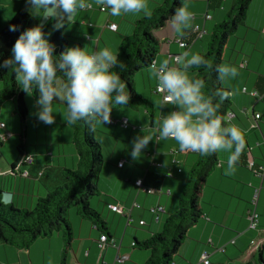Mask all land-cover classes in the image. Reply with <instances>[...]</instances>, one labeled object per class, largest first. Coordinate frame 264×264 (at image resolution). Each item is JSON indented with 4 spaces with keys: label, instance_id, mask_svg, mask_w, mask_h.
Returning <instances> with one entry per match:
<instances>
[{
    "label": "crops",
    "instance_id": "0c3cea01",
    "mask_svg": "<svg viewBox=\"0 0 264 264\" xmlns=\"http://www.w3.org/2000/svg\"><path fill=\"white\" fill-rule=\"evenodd\" d=\"M218 1L220 7L215 10L208 8L206 0L185 1L184 4L192 13L190 26L183 36L175 34L171 21L155 31L161 49L154 64L158 66L167 61L170 67H179L175 64V57L179 58L184 53L187 56L205 54L209 34L226 20L233 5V0ZM86 2L93 9L77 11L68 21L67 33L79 39L82 48L86 47L89 53L106 47L116 54L121 38L133 33V24L144 15L152 13L164 0H146L147 14H124L119 17L111 16L108 9L106 12L99 11L102 6L99 0ZM207 16L210 18L207 19ZM49 20L52 19L42 22L46 24ZM111 24L117 26L115 31L109 29ZM197 27L207 34L200 36L195 31ZM179 41L187 46L180 47ZM221 65L237 70L235 77L221 79V87L230 92L232 112L235 114L231 126L238 127L246 135L249 148L247 160H251L254 166L250 169L248 163H236L234 170L228 173L226 169L230 153L218 152L219 164L208 177L207 187L203 191V215L189 229L186 241L173 257V264H202L200 257L203 251L209 253L210 264H245L241 262V257L247 252L257 232L249 229L248 221V214L254 208L251 201L256 189L260 190L256 205L258 229L264 232V0H253L249 5L245 26L239 27L229 39ZM188 74L190 78L195 75L190 69ZM134 82L137 93L150 103V107L122 108L112 112L111 116L115 119L128 120L129 127L126 129L100 121L95 124L94 139L100 146L104 165L97 182L99 197L93 199L90 206L100 215L112 241L101 250L99 240L103 234L99 228L73 213L69 218L73 241L67 253H63L62 236L59 233L50 239L36 241L26 251L16 252L11 247H1L0 263L145 264L149 259V252L133 248V243L161 233L165 218L178 211L183 180L196 162L197 155L191 151L181 152L172 139L160 140L157 137L160 121L175 105L165 103L156 92L157 81L152 68L137 74ZM36 99H32V105L25 100L28 112L29 109L33 110L35 122L31 126L26 121L22 152L18 151L17 155L5 153L6 144H13L15 139L11 133L13 130L9 131L11 135L7 132L8 125H4V130L9 138L0 144L3 146L1 152L4 157L0 158V192L3 193V202L5 194H9L11 200L7 204L29 210L38 198L46 195L48 188L56 184L59 175L57 168L75 169L77 164L71 143L72 132L66 124L67 110L62 107L63 103L53 102L55 122L46 125L36 119ZM256 114L260 115L257 123L254 118ZM254 124H257V128L252 129ZM31 128L35 134L34 147L29 145ZM140 134L152 135L153 141H150L143 154L133 159L130 155L131 143ZM27 155L33 157V165L19 167L18 160ZM23 169L29 171L27 177H23ZM147 175L162 180L155 194L148 195L135 186L137 181L145 180ZM145 185L147 187L151 183L146 182ZM108 205L119 206L130 215L132 222L127 224V217L113 213ZM158 207L163 208L164 212H151ZM142 221L144 225H140ZM117 256L127 257V260L118 263ZM260 256L264 262V247ZM259 261L256 252L251 264H259Z\"/></svg>",
    "mask_w": 264,
    "mask_h": 264
},
{
    "label": "trees",
    "instance_id": "16d2710c",
    "mask_svg": "<svg viewBox=\"0 0 264 264\" xmlns=\"http://www.w3.org/2000/svg\"><path fill=\"white\" fill-rule=\"evenodd\" d=\"M187 0H183V3ZM208 8L218 9V0H206ZM253 0H233V5L227 13L226 20L213 28L209 34L208 49L200 55L207 68H193V79H203L206 83V94H214L219 91L223 98L216 97L214 103L218 105V115L228 126L231 122L225 120L228 112H232L230 92L221 87V79L215 72L217 66H221L228 49V41L233 37L239 27L245 26L249 5ZM182 0H164L155 10L136 21L134 30L130 36L122 37L117 49V55L126 65V70L121 73L122 80L127 85L129 102L126 106L113 108L112 112L122 108L150 107V103L143 99L135 89L134 78L137 74L152 68L155 58L161 49V43L154 35L165 27L170 21L175 9L181 6ZM53 23H55L54 20ZM44 24V28L49 26ZM37 16L27 12L14 13L4 29L0 32V61L11 55V48L21 31L40 24ZM69 22H66L60 30H55L50 41L56 45V53L59 55L67 47L80 46L79 39L67 33ZM16 26L18 31H10ZM44 30V29H43ZM57 82L62 84V75H57ZM0 112L5 103L13 104V115L25 129L28 116V108L24 93L11 70H0ZM33 98L38 97L34 92ZM66 108V105L63 104ZM67 110V109H66ZM111 112V113H112ZM67 120V115H66ZM97 122V121H96ZM70 125L72 132L71 143L75 149L77 164L75 169L59 167L56 184L47 189L46 195L38 198L32 209L16 208L3 202V193L0 192V247L8 246L18 251L28 250L36 241L50 239L55 234L61 233L65 253L71 248L73 230L71 226L70 210L73 209L77 217L97 226L100 232L108 239L105 223L100 215L91 208L90 202L99 197L97 182L102 172L104 161L99 144L94 139L95 124ZM244 145L236 163L247 165L249 148L244 133ZM1 144V141H0ZM22 146L18 151L22 152ZM196 162L189 169L183 180L182 193L178 198V211L168 215L163 222L161 233L153 234L142 242L135 241L133 248L139 251H147L150 254L145 264H173V257L187 239V233L202 217L203 191L207 187V179L219 164L218 152L209 156H203L196 152ZM42 175V172L41 174ZM161 179L147 175L143 180L151 183L147 186L159 191ZM258 230L247 252L241 257V262L251 264L256 252L259 254V264H264L260 254L264 247V232ZM61 264H63L61 262Z\"/></svg>",
    "mask_w": 264,
    "mask_h": 264
},
{
    "label": "clouds",
    "instance_id": "9594fccd",
    "mask_svg": "<svg viewBox=\"0 0 264 264\" xmlns=\"http://www.w3.org/2000/svg\"><path fill=\"white\" fill-rule=\"evenodd\" d=\"M110 15L147 14L146 0H99ZM25 7L33 16L43 21H55L54 30H60L79 10L88 7L86 0H25ZM192 13L181 3L171 17L173 30L183 36L189 28ZM43 22L20 32L11 48L9 58L0 61V70H11L20 89L29 96L38 93L35 101V116L40 122L51 125L55 122L53 102L66 105L70 125L88 124L96 121L107 124L113 108L126 106L129 102L127 85L121 73L126 65L108 48L89 53L86 47H67L59 55L56 45L50 41L51 32L45 33ZM10 31H18L12 26ZM179 67H170L167 61L152 65L157 81V91L165 103L175 105L160 121L157 137L160 140L176 141L181 152H198L209 156L219 151L228 152V173L234 170L244 138L236 126H228L218 115L216 97L223 98L217 91L206 94L203 79L190 78L189 69L207 68L199 55L185 53L175 61ZM215 72L220 79L235 77L237 70L229 66H217ZM63 83L57 86V75ZM153 141L152 135L140 134L131 143L133 159L143 154ZM11 200L5 194L4 202Z\"/></svg>",
    "mask_w": 264,
    "mask_h": 264
},
{
    "label": "built area",
    "instance_id": "2783aa9c",
    "mask_svg": "<svg viewBox=\"0 0 264 264\" xmlns=\"http://www.w3.org/2000/svg\"><path fill=\"white\" fill-rule=\"evenodd\" d=\"M93 7L92 6H88L86 9L84 10H92ZM99 11L101 12H106L107 9L103 6H100L99 7ZM207 19L210 18L209 16L206 17ZM109 29L110 30H113L115 31L117 29V26L115 24H111L109 25ZM196 32H198L200 34V36H203V35H206L207 32L205 30H200L198 27L195 29ZM179 46L180 47H186L187 44L186 43H183L181 41H179ZM178 57H175V61ZM156 92L158 94H160L158 91H157V86H156ZM245 91V90H244ZM161 95V94H160ZM162 96V95H161ZM235 117V114L233 112H228L227 115H226V118L225 120L227 122H231ZM255 120H256V123L258 122V120L260 119V115L259 114H256L254 116ZM108 125H111V126H114V125H120L122 128L126 129L129 127V122L127 119L125 118H122V119H115L114 117L110 116V121L107 123ZM1 128H4V125L3 124H0ZM257 128V124L253 125L252 126V129H255ZM7 137H9L8 134H5L4 136H2V139H6ZM34 163V159L32 156H22L19 160H18V166L19 167H29V166H32ZM254 166L253 162L251 160L248 161V168L252 169ZM264 169V167H263ZM261 170V169H260ZM22 175L23 177H27L29 175V171L27 169H23L22 170ZM263 173H261V176H262ZM135 186L139 187L141 189V191H143L144 193L148 194V195H151V194H155V190L152 189V188H147V187H144L143 186V182L142 180H139L135 183ZM259 193H260V190L259 189H256L254 190V194H253V197H252V201H251V205L254 207L252 210H250L249 214H248V221H249V229L250 230H253V231H258L259 229V215L257 214L256 212V205H257V202H258V198H259ZM108 208L109 210H111L113 213H117V214H121L123 216H126L127 217V224H130L132 222L131 218H130V215H127L126 213H124V211L119 207V206H116V205H108ZM152 213L154 214H159V213H163L164 210L163 208L161 207H158V208H154L151 210ZM140 225H144V222H140ZM109 241H112L110 239H108L105 235H101L100 237V240H99V248L102 250L104 248H106L109 244ZM209 253L206 252V251H203L202 254H201V257H200V260H201V263L202 264H210L209 262ZM127 260V257H120V256H117L116 257V262L118 263H122L124 261Z\"/></svg>",
    "mask_w": 264,
    "mask_h": 264
},
{
    "label": "rangeland",
    "instance_id": "374dc122",
    "mask_svg": "<svg viewBox=\"0 0 264 264\" xmlns=\"http://www.w3.org/2000/svg\"><path fill=\"white\" fill-rule=\"evenodd\" d=\"M18 11L29 13L25 7V0H0V32L4 29V27L8 23V20L10 19V17ZM37 17H38V20H40L42 23V21H43L42 18L39 16H37ZM53 24H54L53 21H51L50 25L44 28L45 33L51 32V36L53 34L52 33ZM51 36H50V38H51ZM59 84L60 83H58L57 86ZM1 89H2V87L0 84V91H1ZM32 99H33L32 96H29V95L25 96V100L27 101V104H29V105H32ZM62 107L65 108L64 105ZM29 110H30V112L28 113L27 120H28V122H30V124L32 126L35 122L34 113H33L32 109H29ZM1 123H3V125H8V128H7L8 133H10L9 132L10 130H13L11 133L15 135V139H16V141L14 139L13 144H11V142L6 144V148L4 147L5 153L7 155H10L12 153L14 155H17L18 154V148L20 147L21 144H24L26 135H25V129L21 127L19 119L15 115H13V104L11 102L5 103L1 108L0 124ZM17 129H18V133H17ZM7 132H5L4 128H1V126H0V141L1 142H5L6 139H2V136H4ZM11 133H10V135H11ZM34 135H35L34 131L31 128L30 144L29 145L32 147H34L36 144L34 142ZM42 145H44V144H42ZM48 145H49V140H48ZM2 149H3V146L2 147L0 146V158L3 159L4 157H3V154L1 152ZM73 213L75 214V211L73 209H71L69 216H71ZM54 236H57V234H55ZM60 239H61V242L63 244V253H64L65 252L64 239H63V237H61ZM77 241L78 240H76L75 243H77ZM14 250L16 252H18V250H16V249H14ZM0 264H5V263H0Z\"/></svg>",
    "mask_w": 264,
    "mask_h": 264
}]
</instances>
